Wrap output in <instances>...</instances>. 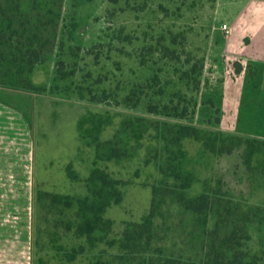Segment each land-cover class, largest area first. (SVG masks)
I'll use <instances>...</instances> for the list:
<instances>
[{
  "label": "rangeland",
  "instance_id": "obj_1",
  "mask_svg": "<svg viewBox=\"0 0 264 264\" xmlns=\"http://www.w3.org/2000/svg\"><path fill=\"white\" fill-rule=\"evenodd\" d=\"M59 1L28 5L22 22L30 26L49 9L60 13L56 29H46L51 40L43 60L30 73L40 89L24 87L28 64L20 54L10 52L0 64V264H87L98 257L146 264L153 255L185 264L198 258L204 225L174 196L159 195L148 249L124 247L125 230L149 213L154 184L176 182L164 177L161 165L178 144L159 137L156 120L264 139V0ZM201 63L196 89L191 70L197 67L198 76ZM180 101L188 104L185 116L151 110ZM124 122L144 132L117 136ZM116 139L127 152L108 158L107 142ZM211 141L182 139L183 165L194 177L184 192L218 191L264 206V144L248 167L245 147L235 139L223 150ZM70 164L76 177L68 173ZM97 165L125 181L123 199L106 211L112 230L90 246L67 228L75 208L52 207L40 194H86ZM251 230V243L264 246V221Z\"/></svg>",
  "mask_w": 264,
  "mask_h": 264
},
{
  "label": "trees",
  "instance_id": "obj_2",
  "mask_svg": "<svg viewBox=\"0 0 264 264\" xmlns=\"http://www.w3.org/2000/svg\"><path fill=\"white\" fill-rule=\"evenodd\" d=\"M45 1L47 0H0V64H6L10 52L20 54L28 64L27 84L24 87L33 91L40 89V87L32 81L30 73H32L36 63L43 60L42 55L47 47L46 43L51 40L50 37L46 36V31L56 29L60 13L54 9H49L48 12L39 17L36 23L30 26L22 22L28 21L29 12L26 9L28 5L33 6L39 2L43 5ZM60 4L61 0L59 6ZM11 61L15 64L17 58L11 57ZM203 67L201 63L198 76L197 67L191 70L196 79V89L200 87L201 79L199 76ZM180 102L172 105L165 103L162 110L159 108L161 104H156V107L152 106L151 110L164 112L168 115L173 113L174 115L185 116L188 112V104H183V101ZM152 126L164 141L168 143L173 141L175 145L178 144V149L172 147L169 156L164 159L161 165L164 177L173 178L176 182L173 186L169 183L162 184L163 188L158 184L152 186L154 197L150 211L143 220L129 224L125 230L124 247L133 250L152 245L154 237L152 227L157 209L160 206L159 195L162 194L176 197L177 203L187 212L195 215L198 222L204 225V230L199 239L201 241L199 256L198 258L190 257L185 264H264V246L255 247L251 243L254 237L251 225L256 221H264V206L245 204L239 199L222 195L218 191H203L196 195H187L184 190L192 185L194 177L183 165L181 146L182 139L190 136L205 140V142L212 140L213 147L223 150L227 140L231 137V139L236 140L238 145L245 147V161L248 167H252L254 157L261 151L264 139L208 132L197 126L171 124L168 121L156 120ZM122 127L123 129L118 131L117 136L121 132L133 130L135 136L140 137L144 132V130L133 126L131 129L128 122H124ZM107 143L109 144V149L106 152L108 158L126 154L128 149L126 144L125 146L121 145L117 139L116 141L109 140ZM68 173L72 177L77 176L72 164L68 166ZM124 181L112 176L106 169L97 165L88 177V192L86 194L73 196L68 193L46 191L45 193L42 192L40 197H47L52 207L75 208V216L67 221V228L73 229L78 236H86L88 244L95 246L103 241L106 234L113 228V220L106 216V211L111 204L123 199L121 183ZM84 248L81 245L69 252L68 259L74 260ZM146 249L148 248L141 250ZM178 262L179 260L173 256L153 255L146 264H177ZM87 264L117 263L107 258L98 257Z\"/></svg>",
  "mask_w": 264,
  "mask_h": 264
},
{
  "label": "built area",
  "instance_id": "obj_3",
  "mask_svg": "<svg viewBox=\"0 0 264 264\" xmlns=\"http://www.w3.org/2000/svg\"><path fill=\"white\" fill-rule=\"evenodd\" d=\"M223 27L226 29L227 32H231V29L227 23L223 24Z\"/></svg>",
  "mask_w": 264,
  "mask_h": 264
}]
</instances>
